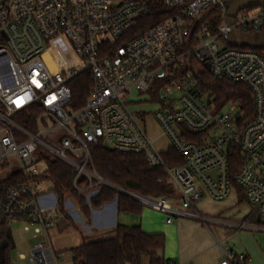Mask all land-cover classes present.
Listing matches in <instances>:
<instances>
[{
	"label": "built area",
	"instance_id": "obj_1",
	"mask_svg": "<svg viewBox=\"0 0 264 264\" xmlns=\"http://www.w3.org/2000/svg\"><path fill=\"white\" fill-rule=\"evenodd\" d=\"M161 1L171 13L135 33L149 0H0V219L7 226L24 223L35 240L34 264H63L64 252L49 234L59 216L53 185L51 202L41 201L49 193L40 188L51 182L49 158L75 170L73 185L89 202L101 186L112 188L92 164V150L101 144L165 167L175 199L130 190L127 196L165 213L168 224L178 216L202 218L191 210L197 201L205 195L221 200L238 186L264 228V57L229 45L239 44L238 34L264 30V6L230 18L229 0ZM214 7H220L221 21H202ZM61 35L78 61L55 71L46 60L48 44ZM190 56L214 78L251 90L252 122L245 124L237 104L219 108L201 91L189 69ZM84 71L93 86L85 103L74 107L71 82ZM132 103L156 105L142 112L153 115L183 165L166 164L146 129L149 114L138 118ZM185 129L204 137L189 140ZM224 252L220 264H247L245 253L229 246Z\"/></svg>",
	"mask_w": 264,
	"mask_h": 264
},
{
	"label": "trees",
	"instance_id": "obj_2",
	"mask_svg": "<svg viewBox=\"0 0 264 264\" xmlns=\"http://www.w3.org/2000/svg\"><path fill=\"white\" fill-rule=\"evenodd\" d=\"M171 11L172 9L164 5L161 0H149L148 13L140 18L134 32H141L145 28L159 23ZM203 16L205 17L202 21L217 25L221 21V9L220 7L211 8ZM229 45L233 46L234 44ZM242 47L255 50L264 57V45L245 44ZM46 60L55 71H58L77 64L78 57L73 50L72 43L64 35H61L49 42ZM188 61L189 69L197 79L201 91L208 94L217 107L222 108L226 104L235 103L243 114L245 124L254 120L252 92L245 84L214 78L206 65L200 63L194 56H190ZM71 86L73 106L80 107L85 103L93 86L90 72L84 71L79 74L72 80ZM183 134L187 139L198 142H201L204 137V133L186 129ZM163 158L168 165L184 164L183 157L172 148L163 152ZM232 162H238V155H234ZM48 164V179L58 197L60 212H65L66 200L68 197H72L88 219L91 217L93 209H99L113 201H116L118 211L142 213L143 206L139 202L107 186H101L98 194L91 197L88 202L86 197L73 185L75 170L71 166L55 158H49ZM92 164L102 177L127 190L147 196H166L171 199L177 197V191L169 181L165 167L149 165L143 155L122 154L101 144L92 150ZM114 232V236L94 241L85 240L82 245L71 248L69 251L74 264H140L141 259L145 256L151 258V264H161L165 261L158 257V253L163 251L166 245L163 234H149L144 232L140 225L123 224H118ZM11 247L12 243L7 235L6 220L0 219V264H11L8 258V251Z\"/></svg>",
	"mask_w": 264,
	"mask_h": 264
},
{
	"label": "crops",
	"instance_id": "obj_3",
	"mask_svg": "<svg viewBox=\"0 0 264 264\" xmlns=\"http://www.w3.org/2000/svg\"><path fill=\"white\" fill-rule=\"evenodd\" d=\"M257 7L259 6L244 7L241 10ZM263 32L264 30L249 34L248 40L246 35L238 34L236 39L239 44L253 42L264 45V34L261 36ZM160 137L165 138L162 135ZM168 149L169 143L167 149L162 152ZM51 200V193L41 197L44 203H50ZM201 200L215 202L207 209L201 206ZM191 210H196L202 218L178 216L174 217L173 223L168 224L165 213L142 208L141 221L138 224L141 229L149 234H163L166 239L165 248L158 253V257L176 263L220 264L225 256L224 250L229 246L237 253H245L247 264H264V228L259 215L253 211L252 205L238 186H234L221 200L203 196ZM59 216L69 220L70 224L57 222L49 234L53 246L62 250L64 255L65 252L69 255L63 256V264H74L69 251L71 248L82 245L85 240L94 241L114 236L118 224L129 223L126 221V215L118 211L116 201L93 209L88 219L77 203L67 198L66 210L59 211ZM241 223L246 226L240 227L238 224ZM140 264H151V258L143 257Z\"/></svg>",
	"mask_w": 264,
	"mask_h": 264
},
{
	"label": "rangeland",
	"instance_id": "obj_4",
	"mask_svg": "<svg viewBox=\"0 0 264 264\" xmlns=\"http://www.w3.org/2000/svg\"><path fill=\"white\" fill-rule=\"evenodd\" d=\"M240 35V34H239ZM246 38L248 40L249 34H246ZM239 42H240V38ZM141 98H145V96H140ZM134 98H138L137 94H134ZM132 109L136 112V115L138 118H144L147 112H142V110H145L143 108H147L149 110L147 111H153L156 108V105H153L150 107L148 104H137V103H132ZM229 108V107H228ZM149 114V115H148ZM147 118H146V129L149 133V136L153 140L156 141V145L160 148V150L164 151L167 149L168 143L166 138H161L160 136L162 135V129L160 125L156 122L154 119L153 115L148 113ZM145 119V118H144ZM8 173V171H6ZM40 188L43 189L46 192L52 193V184L51 182H43L40 184ZM72 202H74V199L72 197H68ZM201 206L204 208H210L212 206V202L215 201H205L201 200ZM204 202V203H203ZM144 210L151 211L152 209L149 207H143ZM126 215V221L129 223L126 224L128 226H135L138 225L141 221V214L133 213V212H128V211H122ZM58 222V223H57ZM61 222L70 224V221L65 219L62 216H58L56 219L57 224H61ZM130 223H135L134 225ZM8 226L11 230L13 240H14V247H11L8 251V258L10 260L11 264H34L33 262L30 261V249L33 243L35 242L34 239L31 238V233L24 231V223L21 221H10L8 222ZM7 226V228H8ZM66 255L64 256H69L68 253L65 252ZM21 255H24L25 260H21ZM66 264V263H65ZM71 264V263H70Z\"/></svg>",
	"mask_w": 264,
	"mask_h": 264
},
{
	"label": "water",
	"instance_id": "obj_5",
	"mask_svg": "<svg viewBox=\"0 0 264 264\" xmlns=\"http://www.w3.org/2000/svg\"><path fill=\"white\" fill-rule=\"evenodd\" d=\"M252 6H264V0H230L229 2V8H228V14L227 16L228 17H234L236 16V14L242 9V8H246V7H252ZM264 32L261 33V36H263ZM233 41H234V38H233ZM234 45H240V46H243L245 45L246 43H242V44H237L235 43V41L233 42ZM250 45H253V46H258L259 44H254L253 42L249 43ZM105 179V178H104ZM105 181L112 187L114 188L115 190H117L118 192L122 193V194H126L128 195L129 194V190L121 187V186H118L110 181H108L107 179H105ZM7 235L8 237L10 238L11 240V243H12V247H14L15 243H14V240H13V236H12V233H11V230L8 226L7 228Z\"/></svg>",
	"mask_w": 264,
	"mask_h": 264
}]
</instances>
